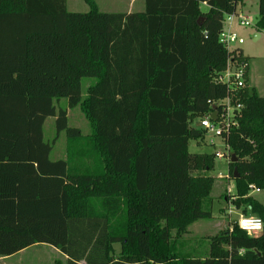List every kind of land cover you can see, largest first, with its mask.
I'll use <instances>...</instances> for the list:
<instances>
[{
    "label": "trees",
    "instance_id": "obj_1",
    "mask_svg": "<svg viewBox=\"0 0 264 264\" xmlns=\"http://www.w3.org/2000/svg\"><path fill=\"white\" fill-rule=\"evenodd\" d=\"M84 2L79 13L66 0H0V257L49 245L65 264H264V202L249 188L264 192V97L253 88L227 140L238 160L228 173L237 169L233 205L262 220L261 235L234 222L206 257L178 255L170 235L212 216L213 178L192 173L210 171L214 154L189 153L190 119L229 94L211 77L230 57L218 41L224 16L242 0H144L128 14ZM83 78L96 80L84 99ZM61 99L91 123L82 147ZM62 132L66 156L52 161Z\"/></svg>",
    "mask_w": 264,
    "mask_h": 264
},
{
    "label": "rangeland",
    "instance_id": "obj_2",
    "mask_svg": "<svg viewBox=\"0 0 264 264\" xmlns=\"http://www.w3.org/2000/svg\"><path fill=\"white\" fill-rule=\"evenodd\" d=\"M98 7L101 12L113 13L115 11H122L129 0H97ZM143 3V0H136L133 9L136 11L138 6ZM68 12L84 13L88 11V5L84 0H67ZM241 8L246 14L252 15L255 20L258 18V1L257 0H242L238 9ZM240 10V9H239ZM236 33L244 38L245 43L239 47L242 55H239V50L236 51L234 58L245 63L244 73V86L242 92H250L253 88L256 93L264 97V31H259L257 27L250 28H235ZM260 36L254 41V33ZM219 73V72H218ZM214 73L211 77L218 74ZM96 82L94 78H83L81 80V97H86L87 88ZM56 108L67 110V123L68 126L76 129L79 133V139L75 140L76 147H82L85 144L84 138L89 137L92 133V126L87 119L81 106L75 108H68L67 101L61 99L58 103H54ZM195 116L190 119V125L195 130H200L199 121L204 117ZM55 118L49 117L45 120L43 125V139L45 142L51 143L55 138ZM212 141L213 145L209 142ZM67 147V137L62 132L50 153V160L57 161L65 158V150ZM224 144L219 138H214L204 130L198 138H191L188 144V151L191 154H214L215 152H224ZM78 154V153H77ZM233 154V152H232ZM77 156V155H76ZM213 167L210 171L204 172L203 170H195L192 174L198 176H210L213 178L211 191L208 199L204 202V206L208 207L209 200L212 202V216L209 219H202L193 222L186 229L183 234H177L172 231L170 233L172 239L176 244V252L180 256H197L206 257L209 255L210 245L212 239L221 236V234L231 227L238 215L241 212V207L237 211L233 208L232 202L227 200L224 202V195L230 189L232 196L235 195V185L232 180L220 179L228 175L229 166L225 159L213 158ZM231 178V176H230ZM259 202H264V192L255 193L252 195ZM230 208L234 211L232 215H227L226 211ZM249 214V212H246ZM250 215V214H249ZM255 216V215H251ZM171 239V240H172ZM122 251L121 244L116 243L112 246V256L117 258ZM66 259L58 252L48 245H36L21 251L10 257L0 258V264H65Z\"/></svg>",
    "mask_w": 264,
    "mask_h": 264
},
{
    "label": "built area",
    "instance_id": "obj_3",
    "mask_svg": "<svg viewBox=\"0 0 264 264\" xmlns=\"http://www.w3.org/2000/svg\"><path fill=\"white\" fill-rule=\"evenodd\" d=\"M256 21L252 15L246 14L238 9L231 13L226 14L222 21V30L219 34L218 41L225 48V50L230 54L228 58L226 67L224 70L219 72L217 75L211 79L214 84L225 86L229 94L227 97L213 101L211 103V111L206 114L199 121L200 135L203 130L209 133L214 138H219L224 144V152H215L214 157L218 159H225L228 164L231 160L232 150L228 145V138L231 133L239 127V120L242 115L243 103L242 100V88L244 86V73H245V63L243 61L238 62L235 58V51L239 50V47L245 43L244 38L240 37L235 28H255ZM240 55V54H239ZM215 113V119H212V114ZM199 135V136H200ZM210 145L212 141L209 142ZM220 179H229V173L227 176H219ZM250 194L259 193L260 190L249 186ZM227 195L231 202L235 200L231 194V190H227ZM233 205V203H232ZM234 209L237 211L235 205ZM234 211L230 208L227 209L226 214L232 215ZM235 223L238 228L247 233L251 237H259L263 231V222L257 216L244 215L240 213ZM243 253V250L240 251Z\"/></svg>",
    "mask_w": 264,
    "mask_h": 264
},
{
    "label": "crops",
    "instance_id": "obj_4",
    "mask_svg": "<svg viewBox=\"0 0 264 264\" xmlns=\"http://www.w3.org/2000/svg\"><path fill=\"white\" fill-rule=\"evenodd\" d=\"M94 2H95V4L97 5V8H98V10L100 11V9H99V7H98V1L97 0H94ZM135 2H136V0H129L128 1V4L126 3V5H125V8L126 9H124V10H122V11H115V12H113V13H125V14H128V13H141V12H143L144 11V8H145V4H144V0H143V3L140 5V6H138V9L136 10V11H134V9H133V6H134V4H135ZM66 4H67V0H66ZM205 8V5H203V9ZM240 9V10H239ZM238 10L239 11H242V9L241 8H239ZM88 10H89V7H88ZM101 12V11H100ZM243 12V11H242ZM103 13H106V12H103ZM254 37H256L257 36V34H256V32L254 33V35H253ZM190 127H192L191 125H190ZM193 128V127H192ZM195 130V129H194ZM66 156V155H65ZM261 192V191H260ZM253 194H255V193H251V195H253ZM227 200L224 198V202H226ZM33 246H36V245H33ZM33 246H31V247H33ZM49 246V245H48ZM51 247V246H50ZM30 248V247H29ZM52 249H54L55 251H58L57 249H55L54 247H51ZM26 249H28V248H26ZM26 249H24V250H22V252L23 251H25ZM21 252V251H20ZM59 252V251H58ZM60 253V252H59ZM18 254V253H17ZM62 255V254H61ZM13 256V255H12ZM10 257V256H9ZM64 257V256H63ZM0 258H6V257H0ZM65 259H66V257H64Z\"/></svg>",
    "mask_w": 264,
    "mask_h": 264
},
{
    "label": "water",
    "instance_id": "obj_5",
    "mask_svg": "<svg viewBox=\"0 0 264 264\" xmlns=\"http://www.w3.org/2000/svg\"><path fill=\"white\" fill-rule=\"evenodd\" d=\"M260 35L259 34H257V36L254 38V41L259 37ZM215 113H213L212 114V119L214 120L215 119ZM199 135H200V132L198 131V130H194L193 132H192V137L193 138H198L199 137ZM237 158H236V156L234 155V154H232L231 155V160H230V163H237ZM238 178V174H237V169L236 168H234L233 169V179H237Z\"/></svg>",
    "mask_w": 264,
    "mask_h": 264
}]
</instances>
